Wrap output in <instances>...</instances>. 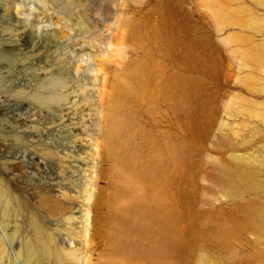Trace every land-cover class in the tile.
Segmentation results:
<instances>
[{
    "label": "bare ground",
    "instance_id": "6f19581e",
    "mask_svg": "<svg viewBox=\"0 0 264 264\" xmlns=\"http://www.w3.org/2000/svg\"><path fill=\"white\" fill-rule=\"evenodd\" d=\"M7 1L8 4L0 5V79L15 76L7 80L2 90L10 96L23 98V101L38 96L64 100L68 105L62 106L60 112L74 120L71 116L78 114L79 109L76 103L90 93L88 88L92 83L88 79L101 71L99 56H93L89 61L83 59L85 47L69 44L71 34L62 30L59 24L51 23L40 0ZM137 1L127 0L134 4H138ZM187 3V0H154L149 4V17L127 12L120 16L121 25L127 31L126 38L132 42L131 45L122 43L121 47L131 48L126 49L127 53L126 47H119V68L110 70L112 79H101L103 87L110 91L105 93L101 88L95 100L99 115L97 135L102 143L101 150L97 152L95 148L94 152L97 159L107 162L99 171L107 182L114 173L116 176L109 187V184L101 187L97 182L89 184L83 193L85 207L81 210L83 234L87 237V232L92 231V236L99 238L109 249V258L103 264H128L133 259L149 257L167 264L183 263L198 247L231 256L235 253L234 240L244 238L248 232L264 239V202L250 199L263 188L256 175L255 163L251 158L237 154L238 147L245 150L248 145L234 144L227 134L228 137L223 135L215 140L213 148L220 156L211 161H207L211 157L205 159L208 170L194 169L200 172V179L209 181L214 189L217 188L216 193L234 205L230 206L232 210L224 211L214 206L216 208L195 215L184 211L180 202L174 200L178 197V201L187 205H197L191 204L197 199L192 198V202L186 191L190 185L186 183L189 186L185 187L184 181L183 185L180 183L183 177L185 182L199 177L192 178L196 159L192 161L191 152L188 153L187 148L191 150L189 143L177 141L176 131L185 127L193 132L200 123L198 112L207 111V94L202 90L206 83L203 73L211 70L218 79L229 78L235 69L236 55L250 59L247 49L237 48L228 51L232 54L230 62H224L216 44L221 40V31L212 33L204 27V18L213 24L220 21L215 0H200L191 7L186 6ZM200 12H204V17L195 16ZM26 36L31 38V50L24 52L19 50L13 38ZM43 49L46 50L42 52ZM34 50L39 52L33 53ZM39 58L40 63L36 64ZM32 69L33 75H29ZM60 73L67 75V85L53 81L52 78ZM50 81L55 87L60 84L62 90L56 93V88L49 86ZM143 116L148 123L167 118L171 133L166 132L168 127L162 130L158 124L146 129L140 124ZM27 134L30 137L33 132L30 130ZM161 152L165 157L159 154ZM135 186L144 188L145 192L140 191L146 193V197H142V192L140 196L139 193L136 195ZM58 203L48 207L50 214L54 208L61 207ZM35 235L39 240L41 235ZM0 251L5 252L2 247ZM23 251L29 260H36L37 255L53 254L57 262L62 261L57 247L48 250L28 245ZM71 251L67 255H72ZM248 257L264 264V248Z\"/></svg>",
    "mask_w": 264,
    "mask_h": 264
},
{
    "label": "rangeland",
    "instance_id": "374dc122",
    "mask_svg": "<svg viewBox=\"0 0 264 264\" xmlns=\"http://www.w3.org/2000/svg\"><path fill=\"white\" fill-rule=\"evenodd\" d=\"M40 1L51 23L59 24L62 30L71 34L69 44L85 47L83 59L89 61L93 56H99L101 71L96 77L91 75L88 79V82L92 83L88 88L90 93H86L84 99H79L80 102L78 100L76 103L75 106L79 109L78 114L71 116L74 120L65 116V112H60L62 106L68 105L64 103L66 101L59 98L50 99L47 96V98L31 97L23 101V98L10 96L2 90V86L6 85L7 80L13 78L15 74L8 76L7 80L0 79V248L5 251L4 253L0 251V264H103L109 258L110 253L107 251L109 249L100 243L99 238L92 236V231L87 232L86 237L81 229L83 228L81 210L85 207L83 193L88 185L97 182L101 187H107L108 184L109 187L115 180L113 176H116L114 173L111 180L114 179L111 181L109 178L107 182V178L105 179L99 171L100 166L105 167L107 162L97 159L94 152L95 148L97 152L101 150L102 143L97 135L96 122L99 121V115L95 101L96 94L98 95L101 88L105 93L110 91L108 87H103L101 79L113 78L111 71L119 68L117 66L119 47L122 43L125 45L132 43L126 38L127 31L121 25L120 16L127 12L139 17L144 14L143 18H146L151 13L149 4L154 0H138V4L127 0L125 2L124 0ZM187 1L188 7L194 2H200V0ZM215 2L220 21H217L219 23L214 21L216 25L212 21L207 22V18H204L206 22L204 27L206 31L212 33L221 31V40L216 41V44L221 50L224 62H230L229 57L232 54L230 55L228 51L237 48L247 49L250 59L244 60L243 57L236 55L233 64L235 69L229 78L226 76L218 79L211 70L203 73L206 83L202 90L207 94V102H205L207 111L198 112L201 115L198 116L200 123L193 132L187 131L183 126V128L179 127L176 131L178 132L176 139L178 138L179 143H189L191 150L187 148L188 153H192H189L192 161L196 159L193 161L195 165L197 162V166L193 167L192 178H196L200 170L203 172L202 168L204 171L208 170V162H205V159L211 157L207 160L211 161L220 156L213 148L219 136L228 135L234 144H247L245 150L238 147L237 154H243L253 160L257 178L263 186L250 199L264 202V0H215ZM6 4H8L7 0H0V5ZM205 13L211 14L209 11ZM195 16L204 17V12L195 13ZM30 41L29 36L23 39L13 38L19 50L23 49L24 52L31 50ZM123 47H126L124 50L127 53L126 49L131 48V46ZM117 48L119 51L116 50ZM45 50L43 49L42 52ZM35 52L34 50L33 53ZM38 52L39 50L36 53ZM39 61L40 58L35 63L38 64ZM33 70L29 75H33ZM66 78V74L60 73L52 79L67 85ZM49 86L56 88V93L61 89L60 84L55 87L51 81ZM140 120H142L140 124L146 126V129L158 124L157 126L162 127V130L168 127L166 132L171 133L167 118L164 120L159 118L156 123H148L145 116ZM23 130L27 133L31 130L33 135L29 137ZM207 153L210 155L208 156ZM159 154L165 155L162 152ZM198 167L199 171L194 169ZM185 170H181L185 172L183 174H186ZM200 177L199 175L196 180L193 179L196 183L193 180L185 182L184 177L182 180L179 179L182 185L183 181L192 185L189 190L190 186L184 184L185 187L189 186L186 191L190 198L197 199L196 203L192 199L191 204H197L193 208L183 201H178V197L174 198L178 203L180 202L181 208L195 215L216 208L214 206H217L216 209L223 208L224 211L232 210L234 205L221 194L216 193L217 188L214 189L209 181ZM139 187L135 186L137 189H134L136 195L139 193L138 196L144 190ZM144 194L142 192V197L145 196ZM194 195L198 196L194 197ZM55 202H59L61 207L54 208L53 213L50 214L48 207L53 206ZM74 205L76 206L74 210L69 209ZM79 207L82 208L79 210ZM35 233L41 235L39 240ZM9 244L13 247L11 248ZM28 245H35L37 248L41 246L48 250L57 247L62 261L57 262L53 254L45 257L37 255L36 260H29L26 252L23 251ZM233 248L235 253L228 256L198 247L189 253L183 263L175 264H259L248 256L264 248V239L248 232L244 238L234 240ZM70 251L72 255H67ZM128 264L167 263L149 257L136 258Z\"/></svg>",
    "mask_w": 264,
    "mask_h": 264
}]
</instances>
